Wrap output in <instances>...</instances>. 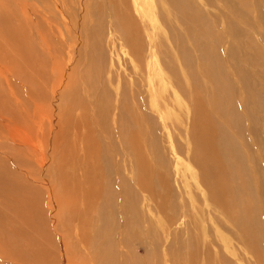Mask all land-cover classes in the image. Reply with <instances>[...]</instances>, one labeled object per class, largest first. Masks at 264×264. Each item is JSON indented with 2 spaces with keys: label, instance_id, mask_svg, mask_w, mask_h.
<instances>
[{
  "label": "bare ground",
  "instance_id": "obj_1",
  "mask_svg": "<svg viewBox=\"0 0 264 264\" xmlns=\"http://www.w3.org/2000/svg\"><path fill=\"white\" fill-rule=\"evenodd\" d=\"M0 1L3 7L10 9L19 31V35L13 34L16 48L12 54L11 49L2 48L5 41H0V83H3L0 97L5 102L4 106L0 105V124L6 130L5 134H0V180L2 178L3 183L4 174L11 175L9 181L15 185L13 188L22 194L14 196L13 212L0 203L6 215V220L5 216H0V227H11L5 238L0 231V241L10 244L7 247L12 255L29 247H40L30 257L12 256L11 263L56 264L50 257L51 250L43 247L45 240L41 239L48 222L43 208V202H46L45 207L50 206L52 211L50 224L57 234L54 227L55 224L59 226L63 211L75 214L80 210L83 214L90 212L94 215V229L88 234L83 233L84 229L78 224L80 218L75 214L81 252L76 253L74 262L69 263L65 257L62 264H144L130 246V241L134 240L141 247V241L145 240L140 237L142 233L140 236L136 234L143 213L138 208L140 199L134 189L146 195L139 201L147 202L144 213L156 210L165 216L169 226H184L188 233L190 225L196 231L200 228L202 218L190 214L184 200L191 180L201 198L200 204L204 203L202 208L204 205L209 208L208 214L220 228L228 230L226 224L233 228L227 233L239 245L245 246V253L254 259L255 264H264V0H219L227 9L221 30L217 21L207 19L191 0H144L145 11L138 0H131L135 12L141 15L140 19L145 14L155 16L156 7L161 10L160 18L168 29L174 48V54L167 51L170 56L166 55L162 60L163 69L170 75L168 82L167 78L162 80L172 89L174 99H183L187 114L189 111L193 113L189 139L195 149L192 156L186 158L192 166L175 159L178 196L182 201L180 212L176 203L179 197L169 184L170 175L161 161L152 126L157 117L166 129L164 122L167 118L162 112L161 99H156V71L153 67L158 57L157 44L152 45L154 40H149V71L146 72L147 82L143 84L141 72L136 70L134 62L141 61L145 50L137 38V24L130 1L100 0V5L95 6L96 11L93 7L94 14L99 11V16L106 14L109 17L110 27L119 35L121 46H125L131 59L129 62L134 65L124 78L122 72L105 77L101 70L104 65L101 68V60L98 62L94 57L96 53L92 54L93 49H97L96 38L103 22L97 21L98 26L93 24L92 28L83 31L84 47L88 48L83 54L78 50L82 46L76 47L75 40L81 39V34L73 30V37H66V44L75 42L66 63L68 46L64 50L54 45L56 41H52L54 37L49 38L50 33L48 36L46 32L49 27H45L48 11L45 4L52 6L55 3L50 1V4L49 0ZM17 10L21 11L22 20L16 17L14 12ZM250 12L256 15L254 21L249 19ZM152 23L150 21L151 27ZM54 25L57 26V22ZM253 34L257 35V40L251 37ZM57 40L60 41L58 37ZM175 63L180 66L181 78L175 70ZM160 73L164 76L165 72L160 70ZM128 76L135 78L129 90L122 88L127 84ZM48 98H52V103L48 104ZM175 100L180 104L178 99ZM6 101L9 106L14 102L23 106L21 116L24 114L35 123L34 136L27 130L26 123L21 122L23 119L15 120L11 111L8 114ZM28 103H32V109H28ZM166 136L171 146L169 134ZM171 148L173 150V146ZM52 174L59 178L52 179ZM6 189L0 187V197L9 198L11 189L7 183ZM27 195L33 198L27 199ZM181 232L167 235L165 240L171 237L169 241H181ZM33 234L39 242L31 241ZM196 237L188 234L186 241H199ZM114 246L121 247L117 254L113 251ZM172 247L170 250L173 251ZM172 251L168 252L171 256ZM192 251L187 257L180 256L184 251H179V256L173 253L170 264H182L180 261L214 264L210 256L200 263L199 253ZM0 259H8L7 253L1 249Z\"/></svg>",
  "mask_w": 264,
  "mask_h": 264
},
{
  "label": "rangeland",
  "instance_id": "obj_2",
  "mask_svg": "<svg viewBox=\"0 0 264 264\" xmlns=\"http://www.w3.org/2000/svg\"><path fill=\"white\" fill-rule=\"evenodd\" d=\"M47 1L48 0H46V2ZM50 1L52 4L55 3L56 5L53 4L52 6L51 5L49 6V4H47V3L45 4L48 7L47 8L48 11H47V15H46L47 16V20H46L47 25L45 27H47V26L49 27V28H46V32L50 33V36L48 33V36L50 39H52V37L56 38V40L53 38L52 41L53 40L56 41V43L54 42V45H56L57 47H62V49L65 50L66 45L68 46V54H67V48H66V57L64 55V57L66 58V60H65L66 63H67V60L69 58V57H67V55L70 54L69 50L73 47V45H75V42L72 43L73 45H70L69 43L66 44L65 39L73 37V30H76L77 32H79L82 36L81 39L75 38L76 47H78V46L84 47V45H86L85 44L86 40H84L83 31L92 28L93 24L98 26L99 25L98 22H101V23L103 22L104 24L103 23L101 24V27H100L101 30L97 34L98 35V37L96 38L97 49H96V51H95V49H93V53H92L93 56L96 53V55L94 56L95 59H97L98 62L101 60L99 62L100 63L99 66H101V68H102L104 65V68H102L101 70H103V74L105 73L104 74V76L106 75L105 77H110L115 72H117V73L122 72L121 76H122V78H124L125 75H127L130 72V70L133 68L132 66H134V65H133V63L129 62L131 59L126 53L125 46L124 45L121 46L122 42L119 40V37H118L119 35H117V33L114 32V30L112 29V27H110L109 17H106V14L99 16V11L97 12V14H94L96 11L95 6L100 5V2H99L100 0H97V1L94 0L95 2H93L92 0H89V1L88 0H85V1L84 0H59V1L58 0H49L48 3H50ZM128 1H130V8L133 10L132 14L134 15V21L137 24V38H139L138 41H140L141 44H143V47H144L143 50H145V51H142L143 55H142L141 61L139 63L134 62V64L136 65V70H140V72H141V75L143 77V82H142L143 84H145L147 82L146 72L149 71L147 69V64H148V62H150L149 59L147 58L148 49H150L149 40H152V41L154 40L152 45L157 44L156 56H158V57H156V64H155L156 66H154L153 69H155V71H156L157 95L158 94H160V95H158V96L156 95V99H158V100L161 99L160 104H161L162 112L164 111L163 113L165 115H167V118H166V121L164 122L166 129L163 128V126H162L163 124L158 120L157 117H156V120H154V125H152V126H154V128H153L154 129V137L156 138V143H157L158 148H159V153L161 155V161H163L164 164L167 166L166 172L168 173V175H170V176H168L169 184L171 186L172 191L176 194V197H179L178 196L179 186H178V182H177L178 176H176V172H175V169H176L175 159L179 158L180 160H182L181 162H183L184 165L188 166L187 164H190L192 166L191 161L187 162L186 158L188 156L191 157L193 152H194V149H195L194 145H192V142L189 139V133L191 134L190 128H192L191 123H192L193 113L191 111H189V113L187 114V111L185 109V102L183 101V99H181L180 97H176L175 99H178L180 101V104H178L177 100L174 99L175 96L172 95V93H173L172 89L170 87H168L169 85L166 86L164 81L162 80L163 78H167L168 80H166V81L168 82L169 78H170V75H168L169 72H167L166 69H163L164 67L162 66V60L165 57H167L166 55H168V57L170 56L168 52H170V54H174V50H172L174 48L172 47V44L170 43L171 40L169 37L168 29L160 18L159 12L161 10H158L156 7V9H154V12L156 11L155 16L145 14L144 18L140 19L139 16H141V15H139L137 12H135V7L131 3L132 1L131 0H128ZM191 1L196 5L195 7L198 9V11L200 13H202L203 15H205V17L207 19H209V20L211 19L212 21H214V20L217 21V25H218L219 30H221L223 28L224 16L227 15V9L223 3L219 2V0H191ZM138 2H139L141 9L143 11H145V8L147 7L145 4L146 1L138 0ZM85 3H87V5ZM30 4H34L35 6H38V4H36L35 2H30ZM2 5H3V2L0 3V36H1L0 41H2V42L5 41L2 48L11 49L10 54H12V52L16 48V44L14 43L13 34L15 33V34L19 35V31L17 32L16 20L13 21V18L11 17L12 14H11L10 9H7L8 7L6 8V7H3ZM212 6H213V8H212ZM57 7H59V8H57ZM93 7H94L95 11L93 10ZM223 7H224V9H223ZM75 8L77 9V11ZM72 9H73V11H72ZM100 11H102V10H100ZM14 13H16L15 15L17 18L22 20L21 11L17 10ZM84 13L87 15L85 19H84V16H85ZM81 14L83 15L82 18H81ZM74 15H76V16L72 17ZM89 15H90V17H89ZM49 16H53V17L49 18ZM69 16L71 18H69ZM101 16L102 17L104 16V17L102 18ZM249 16H250L249 19L251 21L255 20L256 15L254 12H250ZM105 17L109 20H107ZM53 18L54 19L57 18V19L54 20ZM59 18L61 21L59 20ZM214 18H216V19H214ZM74 19H76V20H74ZM82 20L84 21V24H83ZM50 21H52V23L54 22V24H56V22H57V26L52 24ZM59 21L61 23H59ZM75 21H76V23H75ZM80 21L82 22L81 24H80ZM87 21H90V22H87ZM150 21H153V23H152L153 28L150 25ZM85 22H86V24H85ZM141 23H143V24H141ZM162 23H163V25H162ZM62 24L65 25L64 26L65 28H63ZM85 25L87 26L86 28H84ZM219 25H220V27H219ZM53 26H55L54 29H53ZM59 26L61 27V29ZM79 26H82L84 29L82 27L80 28ZM3 27H5L6 29L5 28L3 29ZM78 27H79V29H78ZM49 29H50V31H49ZM5 30H6V32H5ZM61 30H63V31H61ZM53 32H55V33L57 32V33L55 34ZM149 32H151L152 34H150ZM61 33H62V36H60ZM142 34H143V37H142ZM68 36H70V37H68ZM99 36H100V38H99ZM57 37H58V39H60V41L62 43H60V41L58 42ZM251 37L253 39L255 38L257 40V35L253 34V35H251ZM117 40H118V43H117ZM144 41H145V43H143ZM160 42H161V46H163V47H161L159 45ZM22 45L25 46V43L22 42ZM82 47H80L78 49L80 52L82 51V54H83V52L88 51V48H86V47L82 48ZM166 47H167V49H166ZM159 48H161V49L158 50ZM163 48H165V49H163ZM103 49L104 50L106 49V50L104 51ZM103 55L105 56V58ZM64 57L62 58V60L65 59ZM121 57H122L123 61L121 60ZM159 58H161V59H159ZM105 59H107V61H105ZM175 65L178 67L177 68L175 66L176 67L175 70L177 69L176 71L179 72L178 76H179V78H181L180 66L177 63H175ZM160 70L163 73L165 72L164 76H161ZM131 81H135V78L130 79L129 76L126 77L127 84H123L122 88L127 87L126 89L129 90V87H131V85H132ZM2 87H3V83H0V89ZM132 87H133V85H132ZM206 90H207V92L209 91L208 89H206ZM158 92H160V93H158ZM176 96H179V95H176ZM5 100H6V98H5ZM20 101H23V99ZM47 101H48V104H49V102L52 103V98H48ZM181 103H183V105ZM4 104H5V102L0 97V105L4 106ZM8 104H9L8 101H6V109L8 110L7 111L8 114L13 113V118L15 120L21 121L23 119L21 122L26 123V125L29 127V128H27V130L29 129L30 132L32 133V136H34L35 123L33 122V120L31 118H29L27 116L24 117L25 116L24 114H23V116H21L23 106L22 107L19 105L17 106L16 102H14L12 106H9ZM28 104H29V107H28V109H29L31 107L32 103H28ZM32 107L30 109H32ZM181 109L183 112L185 109V112L184 113L181 112ZM50 112H51V110H50ZM168 113H169V116H168ZM30 115H31V112H30ZM24 125L25 124H23V126ZM5 131L6 130H5L4 125L0 124V134L1 135L5 134L6 133ZM54 131H56V127H54ZM167 133L169 134V138H170V141L172 143L171 146L168 143L169 139L166 136ZM172 146H173V150L171 148ZM187 149H188V151H187ZM172 152H175V153H172ZM26 162H29V161H26ZM151 162H152V158H151ZM183 166H181V167L179 166V168L184 169ZM4 175H5V178L3 177L4 182L1 183L2 182V178H1L0 187L7 191V189H6V183H7L9 185V190L11 189V191L9 192V198H5L4 196L0 197V203L3 204V206L5 205V207H7L11 212H13L14 209L11 208L12 200L16 194H20V195H22V194H21V192H17L16 189L13 188L15 185L11 181H9L11 175H9V174H4ZM51 178L55 180V179H58L59 177L57 174H52ZM188 184H189L190 190L186 189L188 194L186 193L184 195V200L187 203L186 205L188 207V211L190 210V212H189L190 214H192L193 216L201 215V217H202L201 221H200L201 226H199L200 230L199 229L197 230L198 232L191 225L187 228L188 233H187L186 229L184 231V228H185L184 226H179V225H176V227H175V225L169 226L168 223L166 222V220L164 219L165 216L156 210L154 212L152 210L151 212L144 213V212H146V209L144 208V206L147 205V202H139V201H141L142 198H144L146 195L140 194L139 192H137L136 189H134L136 192V196L140 199L138 201V203H139L138 208H139V210H142V213H143L142 220L144 221V222L142 221L141 225L136 228V231H138V232H136V234L138 236H140L139 234L142 233L140 237L142 238V240L145 239L144 241H141L143 244V245L141 244L142 248L140 247L139 242L134 241V240L130 241L131 242L130 246H132L131 248H133L132 249L133 252L136 251L138 256H139L137 258L139 260H141V262L144 264H170L169 260L171 259V257L174 254L175 255L178 254V256H179V251H181V252L184 251V252L180 253V256L182 254L183 257H184V255L187 257V255H189L190 253L193 252L192 251L193 249L196 251L198 249H201L200 250L201 252L199 250L197 251V253H199L198 258H199L200 263H202L204 261L205 257L210 256V258L214 264H217V263L218 264H255L254 259L250 255L245 253V251H244L245 246L243 244L239 245V243H237L235 240H233L232 236L230 234H228L229 232L233 231V228H231L228 224H226V227L229 228L228 230H224V229L220 228L218 226L217 222H215V220L212 219V216L208 214L207 210H209V208L206 207L205 205L202 208V204H204V203L201 202L202 204H200L201 198H200V196H198L199 194H198L197 190L195 188H193L194 183L191 180H189ZM38 191H39V189H38ZM25 197L27 199L33 198L30 195H27ZM181 202L182 201H181L180 197L176 199V203H178L177 206H179L178 207L179 212L181 211V208H182ZM45 203L46 202H43V204H44L43 208L45 209V210L44 209L43 210H44L46 220H48V222H46V225L44 227V232H43L44 237H41V239H43V241L45 240V242H44L45 245L43 247L51 250V251H49V252H51L50 257L52 259H55L56 264H57V262H58V264H62L65 257L67 258L69 263L74 262L76 259V257H75L76 253L81 252V244L78 243V231H79L78 228L79 227H77V223L75 222L76 218H77L76 215H78V217L80 218V221L78 222V224L82 227V229H84L83 233H88V234H92V231L94 229V226H93L94 225V215L90 212H86L83 214L80 210H76V212H75L76 215L73 214V212L70 210L69 211L71 213H69L68 211H63L60 215V218H59V222H58L59 226L54 223L55 224L54 228H57V232H58V234H57L55 229L52 228L53 225L50 224L53 221V219L51 218V212H52L50 210L51 207L50 206L45 207ZM188 204H189V206H188ZM150 205H154V204L150 203ZM0 206H1L0 216H2V217L5 216L4 219L6 220V215H5L3 206L2 205H0ZM204 210H205V212H204ZM63 214H65L66 216H64ZM74 218H75V220H74ZM148 218H149V220H148ZM7 219H9V218H7ZM151 221L153 224L151 223ZM60 223H61V226H60ZM147 225H149V227ZM143 227H144V230L142 229ZM145 227L149 228V229H147L148 231L146 230L147 233L145 232V229H146ZM215 227H217V228H215ZM10 228H11L10 226H6V225H4V227H0V231L2 230V236L4 238L6 237V232ZM82 229H81L80 233L82 232ZM168 229H169V231L167 232L166 230H168ZM180 232L182 233L181 237H180L182 239L179 238V240H181V241H169V239L171 237H169L168 240H165V238H167V235L172 236V235H175V234L180 233ZM188 234H190V235L195 234L197 236L196 240H199V241H193V242L186 241ZM60 237L62 238L61 241L59 240ZM163 238L165 241L163 240ZM21 241H23L24 243L28 242L25 240H21ZM31 241H38L34 234L31 238ZM177 242H179V243L177 244ZM181 243L183 244V246L181 245ZM172 245H173V247H172L173 251H172V249L170 250ZM7 246H10V244L7 245L3 241H0V249L7 253V258H8L7 260L0 259V264L2 262L6 263V264H14V263H11L12 256L13 257H20V256L30 257V256H33L34 251L40 250V247H37V248L36 247H29L28 249H25V251H21V252H18L16 254L12 255L11 250ZM180 246H181V248L183 247L184 250H182L183 248L180 249ZM221 246L224 248H221ZM137 247H138V249H137ZM177 247H179V248H177ZM198 247H200V248H198ZM120 248H117L116 246H114L113 251H115V254H117L118 251L121 250ZM218 248L219 249L221 248L222 250L221 249L219 250ZM122 250L125 251L124 248H122ZM169 250L172 251V253H171L172 256L170 255V253L168 254V252H170ZM208 250L210 253L208 252ZM23 252H24V255H22ZM120 252H122V251H120ZM134 254H135V252H134ZM219 255H221V256H219ZM63 256H64V258H63ZM51 258L48 260L49 262L51 261ZM78 261H79V259H78ZM180 263L185 264V262H183V261L182 262L180 261Z\"/></svg>",
  "mask_w": 264,
  "mask_h": 264
}]
</instances>
